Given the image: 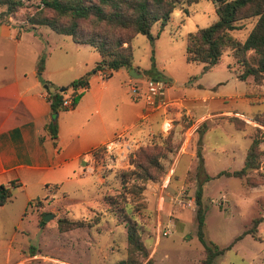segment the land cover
<instances>
[{
  "label": "rangeland",
  "instance_id": "obj_1",
  "mask_svg": "<svg viewBox=\"0 0 264 264\" xmlns=\"http://www.w3.org/2000/svg\"><path fill=\"white\" fill-rule=\"evenodd\" d=\"M216 3L197 0L185 5L187 12L178 6L164 27L153 24V40L143 33L131 39V68L142 79L126 74L125 66L103 75L115 95L111 114L128 121L143 110L140 125L150 128L148 133L119 135V141L99 147L58 188H47L45 182H10V196L0 206V264H118L130 257V248L139 264H202L197 196L205 239L231 244L214 264H264V73L260 82L252 75L249 81L237 78L241 67L230 49L212 65L185 58L187 34L217 19ZM24 12L19 9L8 22L10 35L22 33L23 44L39 47L40 76L51 91L66 86L62 92L69 96L72 75L80 69L90 75L99 53L47 25L21 27ZM254 21L244 19L230 33L243 40ZM150 76L167 84L163 101L154 106L141 97L133 99L128 91L130 84L142 87ZM70 114L71 108L62 109L59 118ZM168 135L172 150L161 160L164 172L157 179L139 180L130 154L139 146L162 144ZM254 137L263 151L259 165L242 176L219 173L243 166ZM134 185L141 186L140 193ZM254 216L262 217L255 235L243 233ZM72 219L84 224L60 228V221ZM128 219L135 223L141 249L128 245Z\"/></svg>",
  "mask_w": 264,
  "mask_h": 264
},
{
  "label": "trees",
  "instance_id": "obj_2",
  "mask_svg": "<svg viewBox=\"0 0 264 264\" xmlns=\"http://www.w3.org/2000/svg\"><path fill=\"white\" fill-rule=\"evenodd\" d=\"M197 0H38L31 4L27 0H0V23L12 21L15 13L24 8L25 12L20 24L26 29L36 28L37 25H47L56 32L68 34L73 41L87 43L96 49L101 58L94 65V70L108 68L106 75L121 66L131 67L132 48L131 39L138 33L147 35L151 40L154 35L151 28L159 22L161 27L168 22L174 8L181 7L187 12L185 5ZM215 11L218 15L206 26L190 31L186 37L185 58L187 61L205 62L207 65L216 63L221 54L230 49L234 61L241 67L235 71L237 78L245 80L252 75L255 82H260L264 73V0H214ZM255 18L247 36L241 40L230 33V30L240 28L242 21ZM126 43V44H124ZM252 49L250 56L247 51ZM43 59L40 57L38 69L42 67ZM89 72L71 80L70 85L77 87L87 84ZM81 92L73 96L77 103ZM50 107L53 114L62 106V92L56 90L51 94ZM233 121H237L234 117ZM236 124V123H235ZM237 127H239L236 124ZM52 137L57 135L56 120L46 125ZM170 135L164 143L152 146H139L134 155L130 154L129 161L135 167V175L141 181L157 179L164 172L162 159L172 150ZM259 137H254L247 149L244 164L241 168L219 173L242 176L259 165V158L263 151L259 147ZM99 148V147H98ZM96 148L94 152L98 149ZM13 183V182H12ZM141 186L134 185V192L140 193ZM10 184L0 183V205L10 196ZM111 203V200H109ZM197 232L204 245L202 264H214V259L225 248L206 240L204 236V215L199 207V196L196 198ZM252 224L243 230L252 236L257 231V224L261 216L252 217ZM128 245L134 248H143V244L136 232L135 223L127 220ZM60 228L66 229L84 224L83 219L60 221ZM242 234L236 236V239ZM133 249V248H132ZM122 259L118 264H139L131 256Z\"/></svg>",
  "mask_w": 264,
  "mask_h": 264
},
{
  "label": "crops",
  "instance_id": "obj_3",
  "mask_svg": "<svg viewBox=\"0 0 264 264\" xmlns=\"http://www.w3.org/2000/svg\"><path fill=\"white\" fill-rule=\"evenodd\" d=\"M8 24L0 23V183L10 184L13 181L26 185L34 181L45 182L47 188H58V183L70 178L76 166H84L89 162L96 148L118 135L138 138L151 130H144L143 125H140L144 118L143 110L136 111L128 121L125 116L115 117L111 114L109 108L115 95L106 84L108 79L103 77L109 71L108 68L93 69L85 85H71V96L83 87L86 90L81 92L72 107L62 105L63 109L71 108L70 116L59 118L62 109L53 114L50 96L57 89L49 90L45 79L40 76V49L23 44L22 33L17 37L11 36ZM100 58L99 54L95 63ZM84 66L89 67L88 64ZM131 67L125 69V73L142 79V74L135 67L140 75L129 74ZM78 72L72 75L74 77L71 80L86 70L80 69ZM249 79L247 77L246 80ZM58 91L62 92L60 88ZM63 97L65 95L62 92ZM52 120L57 123L55 137L46 128ZM48 181L54 183L50 185Z\"/></svg>",
  "mask_w": 264,
  "mask_h": 264
},
{
  "label": "built area",
  "instance_id": "obj_4",
  "mask_svg": "<svg viewBox=\"0 0 264 264\" xmlns=\"http://www.w3.org/2000/svg\"><path fill=\"white\" fill-rule=\"evenodd\" d=\"M166 86V82L160 78L147 77L142 87L130 84L129 92L132 94L133 98L138 99L141 97L144 101V104H147L148 106H154L160 104L163 101ZM73 96L69 95L63 97L62 105L65 107H72L74 105ZM117 141H119V135L101 147H109L111 144ZM166 233L167 231H163V234Z\"/></svg>",
  "mask_w": 264,
  "mask_h": 264
},
{
  "label": "water",
  "instance_id": "obj_5",
  "mask_svg": "<svg viewBox=\"0 0 264 264\" xmlns=\"http://www.w3.org/2000/svg\"><path fill=\"white\" fill-rule=\"evenodd\" d=\"M129 74H131L132 76L140 75V73L136 72V70H135L134 68H130V70H129ZM64 89H65L64 86H63V87H60V90H61V91L64 90Z\"/></svg>",
  "mask_w": 264,
  "mask_h": 264
}]
</instances>
